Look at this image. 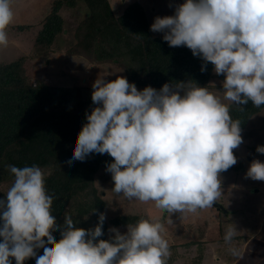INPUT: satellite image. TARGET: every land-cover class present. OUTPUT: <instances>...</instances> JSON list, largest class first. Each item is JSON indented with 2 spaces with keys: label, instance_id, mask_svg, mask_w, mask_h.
<instances>
[{
  "label": "clouds",
  "instance_id": "clouds-1",
  "mask_svg": "<svg viewBox=\"0 0 264 264\" xmlns=\"http://www.w3.org/2000/svg\"><path fill=\"white\" fill-rule=\"evenodd\" d=\"M14 17L12 0H0V46ZM150 31L169 47H186L223 76L224 99L237 106L264 105V0H184L174 14L156 17ZM202 66L201 71H204ZM179 83L137 90L125 77L96 79L94 107L77 135L71 159L107 154L112 191L167 212L211 207L221 196L220 174L237 163L241 124L228 105L206 87ZM256 152L264 155V146ZM13 182L0 199V264H167L163 226L139 220L121 234L102 236L103 213L94 229L75 227L64 216L62 230L51 213L53 196L37 165H9ZM245 178L264 182V162L252 160ZM60 231L57 241L52 235ZM234 231L224 239L229 242ZM43 249L42 255L37 250Z\"/></svg>",
  "mask_w": 264,
  "mask_h": 264
},
{
  "label": "trees",
  "instance_id": "trees-1",
  "mask_svg": "<svg viewBox=\"0 0 264 264\" xmlns=\"http://www.w3.org/2000/svg\"><path fill=\"white\" fill-rule=\"evenodd\" d=\"M71 9L83 13L84 18L73 32L74 44L68 48V54L84 56L95 65L117 64L139 90L148 86L159 90L166 83L176 88L181 82L185 87H207L211 80L223 81L224 77L217 76L211 63L205 64L199 57H194L188 48L169 47L162 39L163 34L153 36L147 15L138 2L118 11L112 9L108 0L52 1L40 21L41 28L30 55L0 63V199L6 196L14 179L9 165H37L45 173L48 194L53 196L51 213L56 217V224L62 230L64 216L67 215L76 222L75 227L91 230L97 226L99 215L106 207L95 185V176L106 171V166L113 162L112 158L107 154H90L83 162H67L72 157L77 135L86 123V115L91 114L89 104L92 100L81 99L80 89L76 87L50 86L43 82L33 85L22 67L26 60L44 61L54 55L51 54L52 47L64 31L61 13ZM18 28L23 30L24 26ZM202 66L204 71H201ZM228 106L232 119L240 121L241 132L253 116L264 111V105L255 107L251 102L245 106ZM262 127L264 129V115ZM258 146H264V142L251 147V151L264 156L256 152ZM238 166L227 171L234 172ZM220 211L237 213V210L228 213L226 208ZM143 218L141 215H118L105 219L103 235L97 240L112 238L108 236V227L127 228ZM168 218L172 225L170 233L164 229L170 236L169 245L175 250L174 247H181L189 234L183 231L180 214L173 212L170 216L168 214ZM193 226L191 228L200 238L206 237L205 242L212 241L214 231L206 234V228ZM255 228L252 224L250 229L254 231ZM216 233L223 236L220 244L227 245L224 229L218 227ZM52 235L57 241L61 239L59 230ZM240 237L235 235L231 240ZM192 244L196 243L190 240L187 246ZM42 254L43 249H38L37 255ZM12 264H15L14 260ZM24 264H36L35 258L26 260Z\"/></svg>",
  "mask_w": 264,
  "mask_h": 264
},
{
  "label": "rangeland",
  "instance_id": "rangeland-1",
  "mask_svg": "<svg viewBox=\"0 0 264 264\" xmlns=\"http://www.w3.org/2000/svg\"><path fill=\"white\" fill-rule=\"evenodd\" d=\"M52 1L12 0L14 17L6 30L8 44L7 46H0V63L11 62L19 57L30 55L37 32L41 28L40 21L48 12ZM108 1L112 9L118 11H122L133 2L140 3L147 15L149 26L156 17L162 18L173 15L175 6L184 3V0ZM61 17L64 20V31L52 47L54 50L51 54L54 55L48 60H26L22 64L30 83L34 85L43 82L50 86L76 87L80 89L81 99L88 101L91 99L92 85L96 79L104 78L110 82L115 80L117 76L126 78L121 67L117 64L95 65L84 56H70L68 48L74 44L73 32L84 18V14L76 9H71L62 12ZM17 26H24V29L19 30ZM151 33L153 36L163 34L152 31ZM206 88L222 103L232 104L224 99L222 81L213 79ZM137 90L139 89L137 88ZM97 106L93 103L89 104L91 109ZM263 115L264 111L251 118L241 132L243 143L233 150L237 157V163L234 166L239 164L241 166H238V170L234 171L235 173L226 171L220 174L222 194L217 200L220 202L221 208L211 206L197 209L195 212L176 211L181 216L183 231L189 234L187 240L182 241L181 247H174V250L169 245L170 236L164 229L165 227L170 233L172 225L169 222L168 214L170 216L173 212L161 210L151 201L144 203L135 199H126L122 194H116L112 191L111 174L107 171H101L95 176V185L106 202L103 212L105 219L108 220L110 217L118 215H141L144 217L142 220L160 223L163 226L161 235L169 245L170 256L167 257V264H264V182L245 178V173L252 160L264 162V156L255 155L250 149L264 142ZM224 208L228 213L234 210H237V213L225 214L220 211ZM253 218H255L254 221ZM218 223L221 224L217 226ZM252 224L256 226L254 231L250 229ZM226 225L227 227H225ZM191 226L199 229L206 228V234L214 231L212 241L205 242L206 237L200 238ZM214 226L217 227L213 228ZM218 227L224 229V237L227 233L226 229H232L234 231L233 236L245 237L232 239L227 245L220 244L219 241L223 236L217 235ZM112 228L108 227L109 237L113 236V233L109 231ZM115 229L121 234L127 231V228L117 227ZM190 240L195 241L196 244L188 247L187 244Z\"/></svg>",
  "mask_w": 264,
  "mask_h": 264
},
{
  "label": "water",
  "instance_id": "water-1",
  "mask_svg": "<svg viewBox=\"0 0 264 264\" xmlns=\"http://www.w3.org/2000/svg\"><path fill=\"white\" fill-rule=\"evenodd\" d=\"M212 206L215 207V208H221V205L218 204L216 201L213 203Z\"/></svg>",
  "mask_w": 264,
  "mask_h": 264
}]
</instances>
